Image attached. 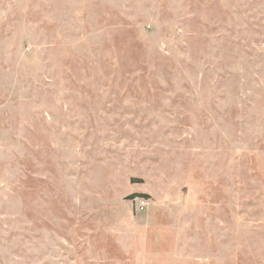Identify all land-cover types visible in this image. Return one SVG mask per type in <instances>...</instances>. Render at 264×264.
<instances>
[{
  "label": "rangeland",
  "instance_id": "rangeland-1",
  "mask_svg": "<svg viewBox=\"0 0 264 264\" xmlns=\"http://www.w3.org/2000/svg\"><path fill=\"white\" fill-rule=\"evenodd\" d=\"M0 264H264V0H0Z\"/></svg>",
  "mask_w": 264,
  "mask_h": 264
}]
</instances>
